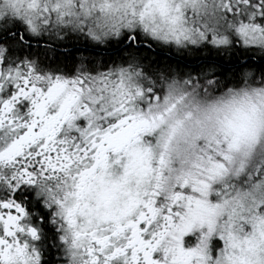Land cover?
<instances>
[{"label":"snow or ice","instance_id":"obj_1","mask_svg":"<svg viewBox=\"0 0 264 264\" xmlns=\"http://www.w3.org/2000/svg\"><path fill=\"white\" fill-rule=\"evenodd\" d=\"M127 2H0L3 25L0 27V171L4 173L0 183L6 182L11 193L23 185L35 188L37 178L59 179L57 174L62 169L70 171L75 160L87 159V154L95 151L98 140L90 138L81 142L87 134L79 129L72 130L70 135L75 139L67 146L57 138L28 139V134L36 133L40 127L35 110L41 98H46L55 86L82 90L87 85L90 93L95 94L89 96L83 106L87 111L76 121L81 127L89 111L98 112L100 122L108 120L112 128L126 121L131 123L130 108L145 121L159 120L164 125L171 122L176 127H182L194 112H219L235 108L238 102L253 111H264V88L252 86L256 82V73L250 71L253 64L247 56L239 57L241 52H264V0L193 4L198 30L185 32L173 28L167 33L145 23L135 8L129 13ZM200 8L204 9L202 14ZM117 12L122 14V22L109 23L108 18ZM70 39L81 42L79 47L73 45L75 53L72 54L71 48L58 52L57 46ZM153 46L169 54L158 55ZM173 56L183 58L184 62L174 60ZM257 69L264 83V66ZM229 84L234 88H228ZM109 88L113 96L119 97L116 107L120 118L116 120L103 106ZM200 89L227 91L220 99L202 107L198 102ZM256 148V141H251L234 150L239 167H229L234 163L231 148L228 153L217 151V159L211 161L221 169L217 172L220 182L216 186L224 187L219 195L226 200H238V207L246 209L240 212L244 217L264 214V180L259 176L245 179L244 161L254 155ZM27 213L12 195L0 197V247L10 244L21 233L32 240L39 239L38 228L32 222L24 224ZM222 219L227 227L233 214L225 213ZM235 219L248 229L246 220L238 216ZM122 230L120 239L108 233L91 236L90 246L83 250L87 264H159L160 253L149 252L148 245L156 236L146 216L135 218ZM60 239L69 243L64 237ZM221 239L222 236L210 237L208 250L212 258L217 255ZM27 244L25 240L26 247ZM69 246L73 255L79 251L74 242ZM36 251L39 255V250ZM208 264H212L211 259Z\"/></svg>","mask_w":264,"mask_h":264},{"label":"clouds","instance_id":"obj_2","mask_svg":"<svg viewBox=\"0 0 264 264\" xmlns=\"http://www.w3.org/2000/svg\"><path fill=\"white\" fill-rule=\"evenodd\" d=\"M196 3L211 5L213 0H128L127 8L129 13L135 8L145 23L163 33L173 28L188 32L198 30L192 11ZM199 11L202 14L204 9ZM122 20L120 12L108 18L112 24H120ZM256 55L264 52L258 51ZM250 71L256 73L252 86L264 88L260 70L253 65ZM228 88L234 85L229 84ZM112 91L109 88L105 93L103 106L116 120L120 118L116 107L119 97L113 96ZM226 91L200 89L198 102L206 107ZM90 95L95 94L90 93L87 85L82 90L53 87L35 110L40 119L38 131L28 134V139L57 138L67 146L75 139L70 135L72 130L79 129L87 134L81 142L98 140L95 151L89 152L87 159L74 158L71 170L62 169V174H57L59 179L35 181V196L42 197L41 203L51 209L50 221L58 232V241L62 242L65 259L57 264H87L83 250L90 246L91 236L108 233L120 239L122 229L142 216L152 224L156 239L148 245L149 252L160 253L159 264H208L209 259L212 264H264V214L240 216L246 209L238 207V200H226L219 195L224 187L216 186L220 182L217 172L221 169L211 163L217 159V151L228 153L231 148L234 163L229 167H239L234 150L256 141L254 155L244 161L245 179L259 176L264 180V111H253L238 102L235 108L219 112H194L182 127H176L171 122L164 125L159 120L145 121L130 108L131 123L126 121L115 128L109 126L108 120L101 123L98 112L89 111L81 127L76 121L87 111L83 106ZM91 107L94 109L95 105ZM3 175L0 171V177ZM5 196H11L6 182L0 183V197ZM54 204L58 206L53 207ZM225 213L233 214L227 227L222 219ZM237 216L246 220L248 229L235 219ZM30 223L31 215L27 213L24 224ZM212 236L223 237L215 258L208 250ZM34 241L24 233L14 237L10 244L0 247V264H40L41 252L37 255ZM73 242L79 249L75 255L69 246ZM144 243L147 242L141 241Z\"/></svg>","mask_w":264,"mask_h":264},{"label":"trees","instance_id":"obj_3","mask_svg":"<svg viewBox=\"0 0 264 264\" xmlns=\"http://www.w3.org/2000/svg\"><path fill=\"white\" fill-rule=\"evenodd\" d=\"M80 43L81 42L78 40L70 39L68 41H65V42L59 44L57 46V51L59 52V51H62L66 48H71L72 54H74L76 51V47H79ZM73 45H75L76 47H73ZM32 47L33 48L36 47V44L34 42L32 43ZM113 47H116V46L114 45ZM153 47H154V51L158 55H168L169 54V52H161L160 50H156L155 46H153ZM237 47H239V46H237ZM244 56H247L249 59V62L252 63L253 65H255L257 68L264 66V56H262V55L257 56L256 54H253V53H244V52L239 53L240 58H243ZM172 58L174 60H178L181 63L184 62L183 58H179V57H175V56H173ZM235 59H236V57H234L231 62L234 63ZM188 63H191V58L188 59ZM24 199L26 200L28 209H30V211L33 213L36 212L38 215H40V217H42L43 239H44V242L46 244H48L49 240L55 239L53 231L50 229V227H48V222H47L48 212L40 206L38 201L33 199L31 196H29V194L24 196ZM42 264H55L53 251H52L50 246H48V249L46 250L45 259H44Z\"/></svg>","mask_w":264,"mask_h":264},{"label":"flooded vegetation","instance_id":"obj_4","mask_svg":"<svg viewBox=\"0 0 264 264\" xmlns=\"http://www.w3.org/2000/svg\"><path fill=\"white\" fill-rule=\"evenodd\" d=\"M29 194L33 199L39 202L40 206L48 212L47 215V222H48V227L53 231L55 239L49 240L48 244L44 242L43 239V232H42V217L38 215L36 212H31L30 209L27 207L26 200L24 199V196ZM11 195L13 198L17 199L18 202H21L23 206L25 207L26 211L31 215V222L33 223L34 226L39 225L38 230H39V239L37 241H34V243L37 244L39 251L41 252V262L40 264L43 263L46 255V250L48 249V246L51 247L53 251V256H54V263L57 264L58 261H61L65 259V257L62 254V242L58 241V232L55 228V226L51 223L50 221V216H51V209H47L44 207V205L41 203L42 197H36L35 196V188L34 186H28V185H23L19 189H17L15 192H12Z\"/></svg>","mask_w":264,"mask_h":264}]
</instances>
